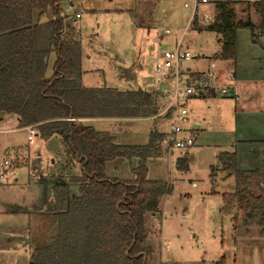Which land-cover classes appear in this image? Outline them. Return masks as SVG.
I'll return each mask as SVG.
<instances>
[{"label":"rangeland","instance_id":"1","mask_svg":"<svg viewBox=\"0 0 264 264\" xmlns=\"http://www.w3.org/2000/svg\"><path fill=\"white\" fill-rule=\"evenodd\" d=\"M190 1L59 0L58 14L63 17L66 35L69 33V36L80 43L81 87H106L123 92L137 89L163 92V86L157 89L155 81L159 52L173 50L175 41L182 37L185 28L188 31L181 45L184 49L187 47L191 54L189 67L203 72L208 66L206 58L219 52V37L206 31H193L188 26L192 10L183 8V5ZM217 1L219 0H208L207 4L198 8L199 20L204 13L212 17L210 8L213 5L214 9ZM215 11L216 9L213 17L216 15ZM232 13V21L244 20L243 16L237 14L236 9ZM167 29L171 31V35L161 36ZM249 35L247 29L238 31L241 49L237 71L245 80L238 90L239 99H189L184 103L186 110L192 106V112L196 116L200 118L204 115L203 118L206 119L204 132L200 137L197 136L194 146L188 151L167 150L166 134L169 133L171 120L163 116L152 117L151 121H135L122 132L112 133L117 144L128 145L146 143L149 131L156 130L165 135L160 143L161 157L146 163L147 178L163 181L171 188L170 196L162 201L159 213L145 217L149 238L147 245L152 252L149 264H217L219 257L224 258V264H264V219L261 214L247 217L237 207L229 215L221 213V196L235 192L236 183L234 177L223 178L225 172L221 173L216 160L217 155L223 151H236L233 146L240 139L246 138L252 142L257 141L260 134L264 137V124H252L250 121L257 112L264 110V63L256 56L255 59L249 56L245 46ZM155 36L160 37L159 43L153 42ZM53 60L54 55H51L48 58L46 76L52 74ZM227 67L226 62L219 63V69L228 70ZM235 78L239 79L236 73ZM88 125L96 131L111 133V127L106 122H89ZM31 127L36 133L35 126ZM259 147L264 150L263 145L256 148ZM238 149L240 168H251L253 165L247 158L249 148L240 146ZM65 157V148L57 136L45 139L34 135L33 142L29 144L26 129L19 128L16 121L1 120L2 198L7 199L5 197L11 188L12 192H9L17 202L16 205L22 204L33 209L35 203L30 201L37 198V175L44 179L59 177L64 182L69 176L80 175L78 166L65 168ZM179 158L186 162L187 168L184 171L176 166ZM4 161H7L6 165ZM263 162L264 160L261 163ZM212 166L216 170H211ZM130 167L127 165L124 168L127 179L132 178ZM249 182L252 185L250 191L255 196L260 194L264 199L262 178L252 176ZM21 216L23 215L16 214L13 224L15 228L21 226ZM46 217L48 224L49 217ZM28 223L32 226L31 220ZM47 224L42 222L39 225L40 230L39 226L36 227L37 242L41 240V226L45 225L47 228ZM19 249L23 251L21 246ZM24 257V252H21L20 259Z\"/></svg>","mask_w":264,"mask_h":264},{"label":"trees","instance_id":"2","mask_svg":"<svg viewBox=\"0 0 264 264\" xmlns=\"http://www.w3.org/2000/svg\"><path fill=\"white\" fill-rule=\"evenodd\" d=\"M58 3L0 0V118L15 116L19 128L35 126L36 134L45 139L57 136L65 148V168L77 163L81 170L51 187L45 204L50 224L34 245L29 264H149L145 217L159 213L171 188L149 180L146 163L161 157L165 135L153 130L144 145L117 144L114 134L81 121L152 119L158 116V98L142 90L81 87L80 43L66 35ZM233 4L217 2L212 23L201 26L195 19L192 30L217 35L219 53L210 59L226 61L234 70L237 30L250 32L264 60V0L248 5L258 15L257 25L232 21ZM51 55L52 74L46 76ZM216 160L236 183L235 192L221 196V213L237 207L247 217L261 214L264 219V199L250 191L249 182L252 176L264 181V171H238L235 152L223 151ZM127 165L131 179L125 178ZM176 166L187 168L184 159H177ZM217 264H224V258Z\"/></svg>","mask_w":264,"mask_h":264},{"label":"crops","instance_id":"3","mask_svg":"<svg viewBox=\"0 0 264 264\" xmlns=\"http://www.w3.org/2000/svg\"><path fill=\"white\" fill-rule=\"evenodd\" d=\"M219 1H229L234 3L233 5H231V8L236 9L237 14H240L241 16H243L244 20L242 21H246L249 20V22L252 25H257L259 18L257 13L255 12V10H253L252 8L249 9V4L253 3V1L255 0H219ZM217 1V2H219ZM248 7V8H247ZM211 9V21H213V16H214V9H213V5L210 8ZM205 11H207V9H203ZM216 12V11H215ZM241 20V19H240ZM241 30V29H240ZM238 31L236 33V64H235V73H236V77L239 78L237 80V90L241 89V85L243 84V82L245 81L242 76H239L238 71H237V60L239 57V51H240V44L238 43ZM160 37H153V42L155 43H159L160 42ZM259 40H262L261 38H259ZM245 46L247 51H249V56L252 57L251 59H255V56L258 60H260L262 63H264L263 60V50L260 46V44L258 43H251L250 41V35L249 38L247 39V41L245 40ZM219 53V52H218ZM217 53V54H218ZM215 54V55H217ZM212 56H210L209 58H206V61L208 62V60L211 58ZM220 62H226V61H221ZM227 65H229L228 62H226ZM157 61H156V65H157ZM80 65H81V61H80ZM82 66V65H81ZM228 69H230L229 67H227ZM82 69V68H81ZM207 69V68H206ZM205 69V70H206ZM190 70L197 74V73H203V72H199V71H194L191 67ZM203 70V71H205ZM82 79V75L81 78ZM264 81V80H263ZM81 82V80H80ZM161 86H163L164 90L163 92L166 90L164 85H160L158 87V84L156 82V88L159 89ZM106 88V87H105ZM112 89V88H110ZM137 90H142L145 91L143 89H137ZM135 91V90H134ZM133 91V92H134ZM147 92V91H146ZM148 93H155L156 97L158 98V105L159 107L161 106V91H152ZM264 95V94H263ZM263 101H264V96L262 97ZM195 101V100H193ZM208 101H212V100H208ZM160 110V109H159ZM252 111V110H251ZM264 110L263 112H257V114L255 116L252 117V119L250 120L252 124L254 123H261L264 124ZM187 115L189 116V120L187 122L186 125V131L191 132L195 138V141L197 139V136L200 137L201 133L204 132V125L206 123V119L204 120V115H202V117H198L196 116L193 112H192V106L190 107V109H187ZM254 115V114H253ZM259 117L261 119H259ZM263 117V118H262ZM1 120H5L8 122H13L16 121L17 119L15 118V116H4L3 118H0ZM152 119H135V120H127V119H100V120H96V119H83L81 122H106L107 125H109L111 127V133H118V132H122L124 128L130 126L132 123H135V121H151ZM249 121V122H250ZM27 130V128H24ZM151 131H149L148 133H150ZM260 134V133H258ZM35 135L37 136V134L35 133ZM145 135V134H144ZM150 135V134H149ZM148 135V137H149ZM167 135V134H166ZM257 140V139H256ZM147 143V142H146ZM144 143V144H146ZM236 145H234L233 147L236 148V151H233L236 153V165H237V170L238 171H243V172H251V171H259L261 173V171H264V162L261 163L264 160V150L262 149V147H259L258 149L256 147H258V145H263L264 146V137L263 135H259V138L257 141H249L246 138L240 139L239 141H236ZM142 144V145H144ZM136 146V145H135ZM240 146H245L249 149H247V158L249 159V161L251 160V164L253 165L251 168H247V169H242L240 168L239 165V156H238V147ZM155 160H158L159 158H154ZM182 159V158H179ZM151 161V160H150ZM65 164H66V157H65ZM135 166V162L132 163ZM75 166H78V169L80 170V166L77 163L73 164V168ZM213 167V166H212ZM216 168V167H214ZM216 170V169H215ZM218 170V169H217ZM81 171V170H80ZM223 174V172H221ZM233 177V174H224L223 178H230ZM259 178V176H256ZM62 178V177H61ZM36 180H38L39 184H38V191H37V198L34 201H30V203H35L34 204V208L33 209H28L26 206L24 205H16L17 202L14 201L12 199V195L9 192L10 189H8V193L7 196L5 198L7 199H3L1 196L2 191L0 190V264H29L30 262V254L33 251V247L34 245L37 243L36 239H35V229L37 226L41 225V223H46L47 224V217L45 214V204L50 196V192H51V187L55 184H61L64 183L63 179H59V177L57 179H52V178H42L40 176L37 175ZM260 186L263 187V184L260 183ZM252 187V185H251ZM5 190V189H2ZM14 190V189H13ZM251 190V188H250ZM12 192V190H11ZM213 194L215 192H212ZM233 193V192H231ZM260 195V194H259ZM257 195V196H259ZM166 199V197H164L161 200V205L163 204L162 201H164ZM26 203V202H25ZM23 203V204H25ZM27 204V203H26ZM28 205V204H27ZM160 205V207H161ZM223 208V201H222V207ZM21 214L23 216H21L23 218V221L21 222V226H17L16 228L14 227V220L16 218V214ZM29 215H31L29 217ZM229 215V214H228ZM48 216V215H47ZM49 217V216H48ZM230 218V216H228ZM233 216H231L232 218ZM35 219V221H34ZM31 220V224L32 226H30V224L28 223V221ZM26 222V223H25ZM49 222H50V218H49ZM48 222L47 225H49L50 223ZM35 223V224H33ZM11 225V226H10ZM39 230H40V226H39ZM46 230V226L42 225L41 226V231L39 233V235L42 237L44 231ZM38 235V236H39ZM17 236L16 240H14V237ZM18 241H21V243H18ZM11 242H14V244H12ZM17 242V243H16ZM32 245V247H31ZM20 246L23 248V251H21L19 248ZM24 252L25 257L24 259H20V253ZM222 258V257H219ZM227 260L226 262H228V257H226ZM236 262V259H235Z\"/></svg>","mask_w":264,"mask_h":264},{"label":"built area","instance_id":"4","mask_svg":"<svg viewBox=\"0 0 264 264\" xmlns=\"http://www.w3.org/2000/svg\"><path fill=\"white\" fill-rule=\"evenodd\" d=\"M207 3L208 0H191L184 3L183 8L192 10L189 27L193 28L195 19L201 26L212 23L207 13H204L200 20L198 18V8ZM187 31L188 28H185L182 37L175 41L173 50L159 52V60L155 68V81L158 87L164 85L166 89L161 94V106L157 115L171 120L169 133L166 136L169 152L173 149L188 151L195 144L193 134L184 129L189 120L184 105L187 100L233 99L237 101L239 99L235 72L233 69H219L220 61L209 59L207 69L203 73L195 74L190 70L191 54L187 47L184 49L181 45ZM167 35H171L169 29L161 34L166 37ZM34 135L35 130L32 127L27 128L29 144L33 142ZM4 164L6 165L7 161H4Z\"/></svg>","mask_w":264,"mask_h":264},{"label":"water","instance_id":"5","mask_svg":"<svg viewBox=\"0 0 264 264\" xmlns=\"http://www.w3.org/2000/svg\"><path fill=\"white\" fill-rule=\"evenodd\" d=\"M144 264V263H143Z\"/></svg>","mask_w":264,"mask_h":264}]
</instances>
